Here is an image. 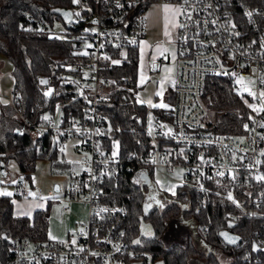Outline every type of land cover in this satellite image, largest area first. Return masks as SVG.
I'll list each match as a JSON object with an SVG mask.
<instances>
[{"label": "built area", "instance_id": "built-area-1", "mask_svg": "<svg viewBox=\"0 0 264 264\" xmlns=\"http://www.w3.org/2000/svg\"><path fill=\"white\" fill-rule=\"evenodd\" d=\"M247 1L188 0L185 4L184 0H80L70 8L72 27L65 24L62 32L41 18L35 20L42 33L68 35L72 59L57 77L84 104L79 110L57 108L58 115L56 111L47 112L35 121L21 116L22 124L35 134H48L57 148L76 141L74 151L80 157V170L70 175L63 198L85 205L87 218L77 223L65 239L11 238L8 264H157L150 251L129 245L122 222L126 209L106 203L102 197L105 180L127 170L179 168L184 185L201 195V206L212 190L228 198L238 191L248 196L254 207L261 206L264 181L257 177L264 176V112L253 111L241 135L216 133L209 127L210 111L204 94L209 76L230 77L238 93L236 80L242 76L257 94L254 105L264 104L259 96L264 91V0ZM155 2L186 9L177 19L173 101L161 116L154 117L151 146L113 156L108 136L111 130L102 108L107 91L102 70L121 50L139 47L145 35L146 8ZM53 21L55 24L57 19ZM17 96L13 89L10 105L18 104ZM26 185L23 181L16 186L13 196H26ZM201 231L207 234L209 229L204 226Z\"/></svg>", "mask_w": 264, "mask_h": 264}, {"label": "trees", "instance_id": "trees-1", "mask_svg": "<svg viewBox=\"0 0 264 264\" xmlns=\"http://www.w3.org/2000/svg\"><path fill=\"white\" fill-rule=\"evenodd\" d=\"M73 5V0H0V54L12 65L13 89L18 95L16 106L0 105V161L4 166L11 159L16 162L22 179L18 185L25 180L31 182L39 159L47 157L54 164L59 153L48 134L31 132L23 126L21 116L35 121L41 114L55 112L57 108L79 110L84 104L57 77L58 71L72 59L68 35L53 37L42 33L35 23L41 18L52 27L57 19L65 27L62 18L51 13V9H70ZM114 61L120 63L107 62L102 70L107 85L102 108L111 124L108 136L118 138L119 154L124 156L152 144L145 126L147 107L137 103L133 96V91L138 89V47L121 50ZM42 77L48 78L45 86L39 83ZM49 91L51 94L45 95ZM204 94L210 111V130L243 134L253 114L248 106L254 105L253 97L238 93L228 76H209ZM167 95L172 103L173 90L168 89ZM165 110L152 112L161 116ZM144 172L151 170H127L117 178L108 177L103 186L105 202L126 209L122 222L131 247L150 251L158 259L157 264H195L196 261L264 264V194L261 206L254 207L250 198L238 191L229 199L221 191L212 190L201 206V195L196 190L183 184L177 187L174 196H169L158 188H149L141 179ZM152 191L155 196L150 200ZM11 198L0 195V264L9 262L11 238L48 239L49 203L44 209H36L31 217L17 216ZM158 200L162 202L159 204ZM145 204H151L147 211ZM204 226L209 229L207 234L201 231ZM145 227L151 228V236L143 234ZM221 230L238 235L240 242L233 247L226 245L218 236ZM135 240L141 243L136 244ZM254 243L260 247L256 252Z\"/></svg>", "mask_w": 264, "mask_h": 264}, {"label": "rangeland", "instance_id": "rangeland-1", "mask_svg": "<svg viewBox=\"0 0 264 264\" xmlns=\"http://www.w3.org/2000/svg\"><path fill=\"white\" fill-rule=\"evenodd\" d=\"M161 3H152L149 7V9H156L158 10L159 14H163V6L160 5ZM172 5V4H168ZM174 6V5H172ZM176 7V6H175ZM172 20L173 15L172 13L167 14ZM55 30L60 31L63 30L64 26L62 25V22L60 20H57L54 24ZM172 49V48H171ZM170 51V49L168 50ZM167 51V52H168ZM173 57V54H172ZM146 67V66H145ZM151 70V68H150ZM0 74L3 75L4 79L1 82V89L3 93L7 96H4L6 98V101H9L11 91L13 90L14 85V77L12 75V65L8 61L6 57L0 54ZM158 77L155 72L148 73L143 86L141 88L137 89L136 92L133 91V96L136 100L139 99L141 101H148L147 99L153 100L156 96L157 92V83H158ZM238 79V78H237ZM237 82V80H236ZM240 87L237 89L239 90V93H244L248 96L253 97L249 94V91L247 89H250L252 92H255L252 85L250 83H244L242 81L238 84ZM140 91V92H139ZM256 93V92H255ZM167 94L163 93V100L166 101ZM171 103V102H170ZM171 105V104H170ZM169 105V106H170ZM168 109V108H166ZM59 114V111L56 110V115ZM146 131L147 134L154 139V124L155 119L153 117L152 109L147 108L146 112ZM116 142L118 141V138H111V146L113 148V152H117L119 154V147L118 149L115 147ZM65 145L60 148L58 159L60 160L64 154L67 159H71V162H79V156H72L69 152L66 153L64 151ZM73 165V163H71ZM13 173H18V167L14 160H9L6 164V173L7 175H2L0 173V192H13V189L16 187L12 183H10V175ZM68 169L61 167L59 165L57 166H51V161L49 158H42L39 159L36 163L35 171L32 174L31 178V186H27L26 188L28 190V197H14V207L16 213H23L24 212H30L32 211L31 207L32 205H29L27 203V200H34L38 201V196L40 197H49V201L46 200V203H49V225H48V232H47V238L52 239V237H55V239L61 240L64 239L67 231H73L76 228V224L81 222L82 220H77L73 215L69 212V203H66L63 198V192L64 188L68 181ZM10 174V175H9ZM141 179L149 186V188L153 189L158 188L161 191H164L169 196H174L173 191L176 193V189L178 186H181L184 184V179L182 177V171L179 168H172V169H166V168H155L154 170H151V173L144 172L143 175H141ZM26 184V183H25ZM58 186V190H55V186ZM171 189V190H169ZM51 192L50 195H48V192ZM29 193H35V196L30 195ZM155 193L154 191L151 192L150 197H154ZM10 197H13L12 195ZM162 200H158V203L160 204ZM77 211H83V208H76ZM176 236L179 237L180 233L177 231ZM195 264H202L200 261H196Z\"/></svg>", "mask_w": 264, "mask_h": 264}, {"label": "crops", "instance_id": "crops-1", "mask_svg": "<svg viewBox=\"0 0 264 264\" xmlns=\"http://www.w3.org/2000/svg\"><path fill=\"white\" fill-rule=\"evenodd\" d=\"M165 4H172V3H165ZM165 4L161 3L160 5H165ZM150 5L146 8V11H145L146 26H145V35H144V38L142 39V41L148 42V46H144L143 50H142V45L140 43V45L138 47L139 64H138L137 86L140 89L141 86H143L144 81H145L148 73L155 72L156 75L159 76L158 77L159 81L157 83V92L162 91V93L167 94L168 89L172 90L173 85H174L173 82L175 83L176 74H177V68H176V64H177L176 36H177L178 14L175 16L174 20H172L168 16V28H167V30L171 33V35L165 36V30H166L165 29V23H166L165 15L166 14H165V12H163V14L160 15L158 10L149 9ZM172 5L176 6L175 4H172ZM174 25H176V26H174ZM158 45L160 46L161 51H163V49H165V48L168 50L170 49V51H168V52L166 51V52H163V54H161V52L157 51ZM173 53H175V56L172 57ZM150 68H151V70H150ZM3 77L4 76L3 75L1 76V74H0V105L9 103L8 101H6V98L4 97L7 95H5L1 89V82L4 79ZM147 100L148 101L145 102V101H141V100L136 98L137 103L144 104L147 108H150L152 110L153 109L164 110L166 108L152 107L151 104H159L161 102H163L164 104H167V105L171 104L170 103L171 101H169L168 95L166 97V101L163 100V95L158 96L157 94L153 100H151L150 97ZM149 101L151 102V104L149 103ZM153 117H155L154 114H153ZM75 143H76L75 140H73L69 143H66L65 147H64V151H66V153L69 152L72 156H74V155L79 156L74 151ZM58 149L60 150V148H58ZM65 155L66 154H64L60 160L58 159V155H57L56 159L54 160V164L51 163V166L59 165L61 167L68 169V171H69L68 172V181H67V184H68L70 175L75 171H79L80 165H79L78 161L75 163L71 162L70 161L71 159L70 158L67 159L65 157ZM0 163H1V161H0ZM71 163H73V165ZM4 170H5V174H2V175L6 176L7 175L6 165L4 166ZM9 177H10V183H12L15 186H18L19 182L22 181V179H21V181H18L19 178H21V177H19V172L18 173L12 172V174ZM26 182L29 184V186H31V182L30 183L28 181H26ZM27 195L22 196V197H28ZM12 196H13V193H12ZM14 197L15 196H13L11 198L12 201L15 200ZM47 198L48 199H46L45 197L38 196V201L27 200V203L29 205H32V207H31L32 211L27 212V213L24 211H23V213H16L15 207H14V214L17 216L31 217L33 212L36 209H44L47 206L48 203H46V200H48V201L50 200L49 197H47ZM66 203H69V205H70V207H69L70 214L73 215L77 220H85L87 218V207L85 205H83L82 203H78V202H66ZM13 205H14V201H13ZM76 208H83V211H79V210L77 211ZM48 216H49V211H48ZM48 225H49V219H48ZM68 233H69V231H67L65 238L67 237Z\"/></svg>", "mask_w": 264, "mask_h": 264}, {"label": "snow or ice", "instance_id": "snow-or-ice-1", "mask_svg": "<svg viewBox=\"0 0 264 264\" xmlns=\"http://www.w3.org/2000/svg\"><path fill=\"white\" fill-rule=\"evenodd\" d=\"M79 2H80V0H73V3H77V4H78ZM184 3L187 4V3H188V0H184ZM118 6H119V5H118ZM210 6H211V5H209V7H210ZM163 11H164L165 14H166V15H165V21H166V23H165V29H166V30H165V36H170L171 33L167 30V28H168V15H167V14H168V13H172V15H173V19H174L175 16H176L177 14H185V13H186V9H184L183 7H175V6H172V5L165 4V5L163 6ZM64 15H65V16H72L73 13L65 12ZM75 15H76V16H79L80 14H79V13H75ZM247 15H248V16H251L252 13H251V12H248ZM190 18H191V17L189 16V19H190ZM94 23H97V22L94 21ZM213 23H215V21H213ZM174 26H176V25H174ZM178 26L181 27V28L185 27L184 24H180V25H178ZM233 27H235V25H233ZM236 35H239V33H236ZM132 43H135V41H132ZM141 45H142V50H143V47H144V46H148V42H147V41H142V42H141ZM157 51H158V52H161V54H163V52L168 51V49L165 48V49H163V51H161V48H160V46L158 45V46H157ZM85 54H87V53H85ZM173 56H175V53H173ZM105 59H108V57H105ZM112 63L117 64V63H120V61H112ZM232 75H236V74H235V73H232ZM243 80H244V77H242V76H241V77H238V79H237V83L239 84V83H241ZM41 83L47 84L48 82H47L46 80H42ZM173 84H174V82H173ZM247 90L249 91V94L252 95L253 97H255V96L257 95L255 92H252L250 89H247ZM50 94H51V91H49L48 93H45V95H50ZM157 95H158V96H162V95H163L162 91H161V92H158ZM259 96H260V98H264V91H261V92L259 93ZM149 103L151 104L150 101H149ZM151 106H152V107H159V108H169V107H170L169 105L164 104L163 102H161V103H159V104H151ZM248 106H249L250 108H252L253 111H256V112H264V104H261L260 107H257V106L252 105V104H249ZM44 119H45V120H48L49 117H48V116H45ZM261 126L264 127V124H262ZM161 127H167V126H166V125H161ZM247 127H248V126L245 125V128H247ZM168 131L171 132L172 130H171V129H168ZM115 147L118 149V147H119V142H116ZM112 155H113V156L117 155V152H113ZM261 155H264V152H262ZM233 158L235 159V157H233ZM142 175H143V174H142ZM218 175L223 176L224 173H223V172H219ZM257 179H258V180H262V181H264V176H258ZM14 182H15V181H14ZM169 190H171V189H169ZM29 194L35 196V193H29ZM173 194L175 195V192H174V191H173ZM0 195L11 196L12 193H11V192H0ZM149 199H150V200H151V199H154V197H149ZM229 199H232L231 194H229ZM233 202L235 203V201H233ZM161 207H163V205H161ZM149 208H151V204H145V211H147ZM102 211H108V209H103ZM143 234H144V235H147V236H151V235H152L151 228H149V227H145V228H144V231H143ZM221 235L225 236V238L228 239L229 242H231V243H235L236 240L238 239V238H236V237H231V236H229L228 233H221ZM52 239H55V237H52ZM72 243L75 244L76 241L73 240ZM134 243L139 244V243H141V241H140V240H135ZM93 255H96V253H93Z\"/></svg>", "mask_w": 264, "mask_h": 264}, {"label": "water", "instance_id": "water-1", "mask_svg": "<svg viewBox=\"0 0 264 264\" xmlns=\"http://www.w3.org/2000/svg\"><path fill=\"white\" fill-rule=\"evenodd\" d=\"M65 12H70V13H71V10H70V9H64V8H52V9H51V13L60 16V17L62 18V20L65 22V24H66L67 27H72V25H71L72 16H65V15H64ZM42 80H46V81L48 82V78H47V77H42V78H40V79H39V83H40L41 85H43V86H45V85L48 84V83H47V84L41 83ZM107 128H108V130H111V124H110L109 121H107ZM0 173H1V174H5V170H4V164H3V162L0 163ZM18 181H21V178H19ZM55 190H58V187H57V186H55ZM229 226L232 227L233 224L230 223ZM221 233H228L229 236H231V237H236V238H238V239L236 240L235 243H231V242H229L228 239L225 238V236L221 235ZM218 236H219V238H220V239H221L226 245H228V246H232V247H233V246H236V245L240 242V237H239L238 235H236V234H234V233L228 231V230H221V231L218 233ZM4 237H5V236H4ZM253 247H254V249H253L254 252L258 251L259 248H260V247H259L257 244H255V243L253 244Z\"/></svg>", "mask_w": 264, "mask_h": 264}]
</instances>
